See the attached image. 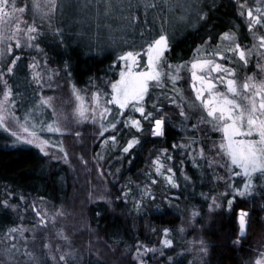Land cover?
Masks as SVG:
<instances>
[{
    "label": "trees",
    "instance_id": "trees-1",
    "mask_svg": "<svg viewBox=\"0 0 264 264\" xmlns=\"http://www.w3.org/2000/svg\"><path fill=\"white\" fill-rule=\"evenodd\" d=\"M263 2L261 0L260 4ZM255 3L253 0H55L54 3L51 0H15L16 8L23 7L25 11H14L11 5L6 10L18 12L25 23L27 41L12 52L18 56L8 75L14 107L17 113L24 115V108L29 107V110L37 103L42 106L39 85L31 71V64L36 65L40 58L47 66L59 68L63 72L60 78L74 86L84 87L102 81L107 88L117 78L118 53H134L137 43L143 52L149 43L165 35L169 39L165 59L169 65L178 66L193 59L194 51L198 49L205 47L204 50L209 52L221 34L242 37L249 34V25L256 17ZM43 7H46L45 12H42ZM259 21H262L261 16ZM97 25L108 27L107 36L112 38L105 44L96 41ZM29 27L36 31L28 32ZM6 38L4 30L0 29V46L3 48L0 53H10L7 43L4 44ZM11 60L10 57L6 64ZM150 94L152 91L149 90L146 102ZM169 105L162 110L171 124L165 127L162 137L154 135L145 139L144 135L140 136L150 131V119L157 116L148 108L144 109V116L136 117L141 131L123 125L120 126L121 137L115 133L101 137L103 141L115 136L116 144L121 143L115 150L113 142L109 141L105 149L107 155L114 157L102 171L109 178L111 190L102 200L84 209V213L87 226L106 246H103L102 259L99 255L97 258L85 256L80 264H138L133 254L140 244L153 249L146 255V264H196L194 255L184 251L185 246H175L174 233L180 225L182 205L181 199L172 196V188L178 186L179 181L166 161L167 154L177 150L183 142L180 130L193 117H175L173 107ZM148 113L151 116L145 119ZM133 139L138 143L125 152L127 143ZM190 148L188 146L181 155L191 186L190 195L194 197L188 208L204 212L216 192L218 175L209 164L207 168L206 161L195 159L198 151L192 148V153ZM157 161L163 165H156ZM157 166L166 167L162 175L170 182L163 195L157 193V187L153 185L159 176L155 174ZM167 168L171 173L167 174ZM10 192L62 206L71 199L73 180L63 164L51 162L37 148L18 144L10 136L0 133V199L7 198ZM254 193L255 196L248 200L250 221L246 238L238 237L235 209L207 221L201 235L205 250L204 256L199 258L201 264H251L254 260V242L263 226L264 188L256 187ZM144 198L150 201L144 203ZM3 202H0V237L16 222ZM80 240L85 246L90 237L85 235ZM166 240L170 244L166 245ZM98 249L95 246L91 251Z\"/></svg>",
    "mask_w": 264,
    "mask_h": 264
},
{
    "label": "rangeland",
    "instance_id": "rangeland-1",
    "mask_svg": "<svg viewBox=\"0 0 264 264\" xmlns=\"http://www.w3.org/2000/svg\"><path fill=\"white\" fill-rule=\"evenodd\" d=\"M253 1L257 2L254 7L252 5L255 8L256 17L254 19L259 20L261 16L262 21L249 25V34H246L245 37L228 33L221 34L213 47L209 48V52L204 50L205 47L198 49L194 51L193 59L178 66L172 64L171 67H168L170 63H167L164 53L159 64L162 86H156L155 81H149L148 91H152L148 97L149 100L147 102L145 100L148 96L147 91L142 101L138 103L130 101L123 109L110 101L116 95L112 86L120 82L121 73L127 72V65L131 63V61L120 59V56L126 55L128 52L118 53L120 55L117 78L107 88L103 86L102 81L89 83L84 87L74 86L66 79L60 78L63 72L59 68L47 66L43 58H40L36 65L31 64V71L34 81L39 85L42 106L37 103L34 105L35 108L34 106L29 110V107L24 108V115L17 113L11 95L8 101L4 102V93L9 90L11 92L8 80L9 69L18 57L17 53L12 52L27 41V32L25 23L18 16V12H9L8 17L0 18V29L4 30L5 36L9 38L5 39L4 44L7 43L6 48L10 52L0 53V115L5 117L4 125L0 126V133L10 136L18 144L32 146L39 151L40 148L37 147V144L43 142L44 152H40L49 161L59 162L67 167L73 180L71 199L62 206H56L42 198L25 197L12 192L7 195V198L0 199V202L4 201L5 209L13 214L16 220L15 224L0 237V264H80L85 256L94 258L100 256L99 259H102V251L106 245L102 239L97 238L95 231L87 226L84 209L95 201L102 200L105 194H109V190H111L110 183L107 181L109 178L102 171L111 160L113 161L114 157L107 155L105 149L109 141L113 142L115 150H118L121 143L116 144L115 136L113 138L106 137L103 141L101 137L112 133L119 134L118 136L121 137L123 125L127 129L138 131L131 126V121L139 120L136 117L140 113L134 109L141 106L144 109L155 111L157 114L156 118H149L151 120L150 131L140 134L142 137L144 135L145 139L154 137L152 130L155 120L161 119L164 122V131L165 127L171 124L167 114L165 115L162 110L167 104L173 107L175 117L186 119L193 117L191 122L185 123L184 129L180 130L183 142L179 144L177 150L167 154L168 158H166L179 181V185L172 188V196L181 199L180 204L183 208L180 209V225L174 233L176 234L175 246H185L184 251L193 254L195 263L201 264L199 258L205 253L201 239L203 227L212 216L223 215L225 211L228 213L232 209H235L236 223L240 211L248 213L245 218L247 237L250 221L248 200L250 201L255 196L256 187L264 188V179L259 178V173L253 174L251 185L245 191L248 178L243 176L241 169L231 165L229 157L220 150V144L225 142L223 131L213 129L211 118L207 116L202 101L197 99V92L203 89L204 98L208 97V80L215 84L213 92L224 93H227L226 81L228 79H234L241 91L243 90L240 86L249 77L256 84L264 81V47L260 46V39L264 36V2L260 4L261 0ZM43 8L42 12H45L46 7ZM17 25L20 30H17ZM106 29L108 30V27L97 25L98 33L94 31L97 43L105 44V41L112 38L107 36ZM226 34L230 39H224ZM237 45L240 46V50L245 51L247 63L240 60L238 52L235 51ZM0 48L3 49L1 46ZM135 48L136 51L133 54H138L136 57L138 63L132 65V71L136 73L150 71L147 56L148 46L143 52H141V45L139 46L138 43ZM206 53L211 55L205 56ZM10 57L12 60L7 65L6 60ZM202 61H211L212 63L203 70L199 67L192 68L193 63ZM3 62H5L4 67L2 66ZM215 64L231 70L234 75L229 76L220 70L211 71ZM193 72L197 77H204L205 82L202 83L200 79H194ZM172 77H175V80ZM220 77H224V80H221ZM252 91L254 89H249V93ZM249 93H244V95ZM227 94L232 98L231 93ZM258 99L259 97H257ZM113 125L115 126L113 127ZM5 127L8 129L7 131H5ZM256 138L252 137V139ZM235 139H245V137H235ZM26 140L33 142L25 143ZM188 146L194 150L197 149L195 159L206 161L207 168L209 164L218 175L216 192H213V197L208 205L204 206L206 208L204 212L188 208V203L194 197L190 195L191 186L185 176V165L181 157L183 152L187 151ZM192 148L189 151L191 150L193 153ZM160 164L162 162H156V165ZM165 170L166 167L157 166L155 174L158 173L159 176L153 182V185L157 187V193L161 195L167 193L166 189H169L170 186L167 176L162 175ZM171 170L167 168V174L171 173ZM237 173L241 174L237 175ZM241 191L245 192L244 196L237 195ZM148 201L150 200L143 199L144 203ZM229 201H232L231 205H229ZM262 223L260 236L254 242L256 245L254 247L255 254L251 264H257L258 261L260 264H264V217ZM85 235L89 236L90 240L84 246L80 238ZM95 246L99 248L95 251L96 253L91 251ZM152 250L151 246L140 244L136 247L133 257L138 264H146V255ZM109 251L112 253L111 249Z\"/></svg>",
    "mask_w": 264,
    "mask_h": 264
},
{
    "label": "snow or ice",
    "instance_id": "snow-or-ice-1",
    "mask_svg": "<svg viewBox=\"0 0 264 264\" xmlns=\"http://www.w3.org/2000/svg\"><path fill=\"white\" fill-rule=\"evenodd\" d=\"M55 2V0H51ZM11 5L14 11L23 13L25 9L23 7L16 8L15 0H0V18L8 17L10 13L6 10ZM248 16L251 18L252 13L249 12ZM253 24L261 23L258 19H252ZM17 30L19 25H17ZM28 32H35L34 27H29ZM35 39V37H30ZM224 39H230L226 34ZM260 46L264 47V36L260 39ZM19 47V44H17ZM169 48V39L165 35H160L158 39L153 40L149 43L147 48L148 56V67L150 71L133 72L132 65L138 63L137 55L132 52H128L126 55L120 56V59L125 61H131L127 65L128 71L121 73V80L118 84H114L113 91L116 93L112 97L113 103H116L121 109L125 108L130 101H142L144 95L148 91L149 81H155L156 86H162L161 84V71L159 70V64L164 57V53ZM235 51L238 52L240 60L247 63L245 51L240 50V46L237 45ZM223 58V57H222ZM14 63V62H13ZM211 61H202L200 63H193L192 68H200L203 70ZM171 67V65H168ZM223 71L227 75H234L231 70L223 68L219 64H215L211 68V71ZM11 71V69H9ZM194 79H200L201 82H205L204 77H197L196 73L193 72ZM175 80V77H172ZM224 80V77H220ZM6 84V82H5ZM227 93H231L230 98L227 93L224 92H213L215 88L210 80L207 81L208 97L204 98L203 89L197 92V99L202 101L204 108L207 111V116L211 118L214 130H222L224 135V143L220 144V150L229 157L231 165L241 169L243 176L248 178V185L245 188L247 191L252 182L253 174L259 173L261 179H264V81L259 84L253 83L252 78L249 77L243 85L240 86L243 91L237 87V82L234 79H228ZM249 89L254 91L249 93ZM244 93H249L244 95ZM11 95L10 90L4 93V102H7ZM257 97L259 99L257 100ZM79 98V97H78ZM239 98V99H237ZM135 111L139 112L142 116L145 115L144 108L135 107ZM83 113L81 112V115ZM151 116L148 113L145 119ZM5 117L0 115V126L4 125ZM164 122L161 119H157L154 122V128L152 134L155 136L164 135L163 129ZM115 125H113L114 127ZM131 126L140 130V121L132 120ZM8 129L5 127V131ZM15 135V133H13ZM34 135V134H32ZM257 137L252 139V137ZM235 137H245V139H235ZM17 139L19 137L17 136ZM32 140H26L25 143L31 144ZM138 143L137 140L133 139L126 148L125 152H128L134 144ZM43 142L37 144L41 152H44ZM45 155L47 153L45 152ZM159 171V168L157 169ZM241 173H237L240 175ZM237 195L244 196L245 192H238ZM231 205L232 201L228 202ZM247 212H241L239 218L240 234L244 235L246 228V217ZM15 231V229H13ZM165 244H170V241H165ZM64 259V257H61ZM257 264H260L258 261Z\"/></svg>",
    "mask_w": 264,
    "mask_h": 264
},
{
    "label": "water",
    "instance_id": "water-1",
    "mask_svg": "<svg viewBox=\"0 0 264 264\" xmlns=\"http://www.w3.org/2000/svg\"><path fill=\"white\" fill-rule=\"evenodd\" d=\"M153 128H154V127H153ZM241 212H242V211L239 212V216H238V218H237L238 237H239V238H245V237H246V233H247V222H246L245 233H244V235H241V234H240V226H239V218H240V213H241Z\"/></svg>",
    "mask_w": 264,
    "mask_h": 264
}]
</instances>
